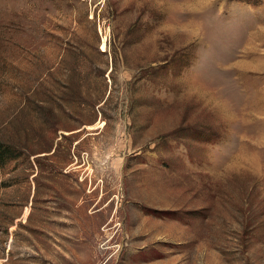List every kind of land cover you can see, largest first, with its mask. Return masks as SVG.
<instances>
[{"label":"rangeland","instance_id":"374dc122","mask_svg":"<svg viewBox=\"0 0 264 264\" xmlns=\"http://www.w3.org/2000/svg\"><path fill=\"white\" fill-rule=\"evenodd\" d=\"M33 2L17 55L0 25V264H264V0Z\"/></svg>","mask_w":264,"mask_h":264},{"label":"bare ground","instance_id":"6f19581e","mask_svg":"<svg viewBox=\"0 0 264 264\" xmlns=\"http://www.w3.org/2000/svg\"><path fill=\"white\" fill-rule=\"evenodd\" d=\"M24 1L26 4V6L24 8L25 10H21V11L16 12V11L12 10L11 7H9L10 5H8V7L6 9H4V12L6 11V13L4 15L6 19H4L3 16H1V14H0V25L3 26L4 31L9 33V35L6 36L5 42L2 44V47L4 48L5 51L11 52V53H14L17 51L15 54H12L13 56L18 54V48L15 46L17 44V43L15 44V40H16L15 36H17L18 33H20V31L23 30V24H22L23 21H19V18H16L14 16L19 15V16L24 17V16L28 15L29 10H31L33 8H37L35 3L33 2V0H24ZM2 10H3V8H1V11ZM6 16H9V17L7 18ZM30 20H31V18H30ZM42 28H46L45 22L41 24L40 29L42 30ZM30 35H31V41L34 42L36 40V36L34 35V33L31 30H30ZM36 43H37V41H35V44ZM13 49H14V51H13ZM22 49H23V51L26 52V54H30V52H28L30 50H28L27 48L22 47Z\"/></svg>","mask_w":264,"mask_h":264},{"label":"trees","instance_id":"16d2710c","mask_svg":"<svg viewBox=\"0 0 264 264\" xmlns=\"http://www.w3.org/2000/svg\"><path fill=\"white\" fill-rule=\"evenodd\" d=\"M0 154H1V152H0Z\"/></svg>","mask_w":264,"mask_h":264}]
</instances>
